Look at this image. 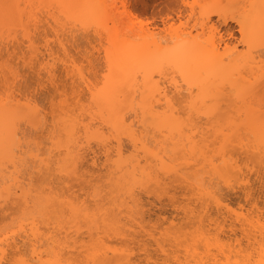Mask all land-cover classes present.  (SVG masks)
Wrapping results in <instances>:
<instances>
[{"label":"bare ground","instance_id":"1","mask_svg":"<svg viewBox=\"0 0 264 264\" xmlns=\"http://www.w3.org/2000/svg\"><path fill=\"white\" fill-rule=\"evenodd\" d=\"M45 1H47L48 3H46ZM240 1L243 2V4L242 3L241 4L245 8V9H243V11L245 10V14L243 13V14H240L238 16V23H239L240 29L242 30V32L244 34V35L242 34L243 38L241 40L242 41L241 43L245 44V47H238L237 44H230L229 41L228 42L227 41H225V42L217 41L215 39V36H214V34H216L215 33L216 27L213 25L210 26L211 34H213V36L211 35V38L207 39L206 41H204L205 40L204 36L203 37L199 36L200 37L199 38L195 35H192L191 31L188 32L189 35L188 34L187 35H184V34L181 35V33H180L181 31L175 30L174 31L175 33L173 35H172L173 32H171V34H170V37H172V38L170 40H168V38H167V42L166 41L163 42L162 39H160V38L158 39L156 31L152 30L149 27H145L142 24V22H139L141 24L139 29H137V30L131 29L130 31H127L126 33H124L125 31H123V33H122V30L120 31V29H118L115 24L111 25L112 27H109L110 25L108 24L107 21L109 19L108 17L110 15L111 11H115V10L119 9L120 6L118 5V2H121V6H123L124 11L127 13L128 17L132 20V14L129 11L128 7L126 6V3L124 0H0V31L2 32L0 34L3 35L9 31L6 34V35H8L7 40L5 41L6 43L3 44L4 48H7L8 50L7 49L6 50L9 51V52H7V54H9V56H10V55H13V53H14V55H16L17 53L18 54L21 53L20 55H18V54L16 55L20 58L23 57L21 59V61L24 60L25 62H28V64L29 63L30 64H32V63L38 64L40 67H42L41 69H45V71H47V74L52 73V71L55 73V71H54L55 66L62 64V67L64 68L63 70L66 71L65 73H67L68 75H71L70 77L73 79L72 82L77 83V87L79 88V89H77L76 85L73 84L74 87H76V88L72 87V89L73 88L76 89V90H74L76 92H77V90L78 91L80 90V92H77L76 95H71L72 97L74 96V98H77L76 100L74 98H72V101L74 100L76 102V103L74 102V105L69 104V103H71L70 101H68L69 97L68 98H66V97L69 96L68 94H71V93L67 94L66 92H64L65 93L64 95H66V97L61 94L62 98L60 99V97H59V99H58V100H61V103L58 102L59 104H57V102L56 103L53 102L52 105H55V104L56 105L54 106L53 110H50L51 111V114H50L51 115L50 116L51 121L50 122H49L50 117L48 116L49 112H46L47 109L43 110V109H41L40 106L39 107L37 106L38 103L34 104L32 101L33 99H31L29 97V95H19L17 93H14V91L7 90V89H6L7 91L4 90L6 92V95H4L5 93H3V92L0 93V206L4 210H8V209L13 208V211H11L12 213H14V211H15L14 208H16L18 210L17 212H21L20 214H22V215H19V217H21V218H19V217H18V219L12 218V221H11L12 225L9 223L10 225L7 224L4 227L1 226V228H0V264H139V262H137L139 258L137 259L136 262L133 258V256H134L133 252H135V251H133V249L134 250L139 249V247L141 249L145 250V254L144 253L143 254L145 256L144 259L146 260V263L141 261L142 264H148L149 261H151L152 256H153V255H151L152 254L151 252L153 251L152 249H154L157 246L158 247L155 248L156 250L154 249L155 252L153 251V253L156 254V255H154L155 259L153 258L154 262H152V263L150 262V264H264V221L261 220V216L259 215V213H260L259 210H261L260 208H262V206L257 208V209H259V210H256L257 212L259 211L258 213L256 212L257 214H255L254 212H253L254 214L253 213L250 214L251 211L246 212L245 210L244 211L246 214H244L242 212L243 210L242 211L240 210L241 212H239V211L236 212V209H234L235 211L232 212V210H230L231 206H229V204H228L229 207L227 209H225L227 202L224 201L225 202V204H224L225 208H222V210H221L222 205L220 204L219 200L221 198L223 199V197L218 194L219 191H213V192H216L215 195L220 196V199L215 198L213 201V203H214L217 199H219L217 201L218 203L215 202V204L217 203V204H219V206L221 205L219 207L221 210V211L219 210L220 213L224 212L223 209H225V210L229 209L230 210L229 214L234 213V215H232V214L229 215L233 219L231 217L228 218L227 213H225V215H227V217L224 216L222 218L221 217L222 213H221V215L219 214L220 215L219 217H221V218H219L218 216L216 218H217V220L221 219L222 221H226V219L227 220L230 219L228 221L230 224L229 227L231 228L232 226H235V228L233 227V228L229 229L227 226V228L230 230V232L225 231V227H226L225 224L228 222H226V223L223 222V225H222L221 220H220L221 222L218 224V228H220V229L224 228V232H225L224 234L225 235H227L226 233H228V232L231 233L232 230L234 232V233L232 232L233 234L238 235V234H236L237 231L235 232L234 230L235 229L238 230L240 228L239 230L241 232L239 233V230H238V233L241 236L244 235L245 238L247 237L246 241H247V239L249 241L246 243L247 247H245V245H242V243H241L242 239L240 240V238H239L240 235H238L237 240L236 239L233 240V241L236 240L239 243L237 245V248H235L234 246H232L233 242L231 243V240H230L231 238L233 239V236H232L233 234L232 235L228 234L226 236V238L225 237L222 238V236L220 237V235L223 233L221 231L222 229L219 230L220 232H222L219 236L217 234V232L219 233L218 229L212 230L215 232L217 231L216 233L213 232L217 235L210 232L211 231L209 228L210 223L208 225V223H206V222H209V219L212 220L210 222H212V223L215 222L213 220L215 215L213 218H211L212 216L210 217L211 214H209L211 212H209V210H208V212H209V213L207 212L209 214V219H208V218H206V215L208 217V214L205 215L204 212H202L204 209L200 210L201 213H199V216H200V214L203 213L205 215L204 216L202 214L203 218L205 217L207 219V220H205V218L203 219L200 216L203 219V221L204 220L206 221L205 222V225L207 224L206 227L209 226L208 227L209 229L208 228L206 229L205 226H203L204 222L197 215L198 213L196 214L197 211H195V213H194V210H197L198 208L196 207L197 209H195L193 206H191V208L194 209L193 210L191 208H188L190 206L189 205L187 207L188 210H185L186 212H183L184 215L186 214L187 217L191 219V217H189V214L192 213V215L190 214L192 216L191 221H196V220L198 221L200 218L201 220L198 222H201L200 224L203 226V228H202V226L200 227V225H197L196 228H194V230L191 228L193 231L190 229L192 232L190 231V234L188 235L187 234L188 232L187 231L184 232V230L182 229V227H184L183 225L180 224V227H181L180 228V227H178L179 225L178 226L174 225L175 221H172L173 219H171L170 222L172 224L170 223V226L173 225L174 227L173 226L171 228L167 227L165 229V231H167L169 234L171 233L170 236L168 237L167 235H169V234L167 232H165L163 230L161 232V230H160L159 232L161 233L160 234L161 236L159 235L158 238L164 237V241L167 239H170V238H171V240L173 239L174 241H171V240L168 241L167 240L166 243L167 242L168 243L171 242V243L167 244L169 246H165V247L174 248V250L170 249V248H167V250H166V248L164 247V244L166 245V243L165 242L163 243V241H162L163 239L159 240L156 238L157 236H155L156 239H154L155 234H152L154 232L150 231L151 230L150 228L143 225V223H145L143 220H140V221H142V223L140 221L138 222V217L133 215L138 210L137 209H136V211L133 210L134 207L132 206L133 203L135 206L137 204L136 200H137V197H139V196H137L138 193L136 194L135 189H137L139 186H140L141 190H142V188L144 190V187H145V191H146V188H148L147 186L149 184H151V183H149L150 180H151L152 184L154 185V186L151 185V186H153V188H155V186H156L155 183L158 184V186L161 185V183H162V185L164 186L165 181H163V180L165 178L163 180H162V177L160 178L161 173H164L163 175H166L167 173L168 174L173 173L174 175L177 174L176 175L177 177L179 174H180L179 176H181L182 173H183L182 174L183 176H186V174H187V177H185V178L183 176H181V180H184V182H185V180H187L188 176L192 175L191 173H190L191 175L187 173L190 171L188 169H191L193 171L192 173L195 172L196 175H198V176L202 172V176L201 175L200 176L203 179L201 177L199 179H197L196 178L197 176H195V178L197 180H200L197 182V180L193 176L195 174L194 173L192 175L193 178L189 177L191 179H190V181L187 180L188 182H186L185 185H188L187 183H189V182L192 183V181H193L192 179H194V180H196V182L193 181V183H192L193 185L191 184V186L195 187V185H196L195 188L198 190L197 187H199L201 191H202L201 188L203 186V192H204V190H205L204 187L206 188V185L208 187V184L211 183V184H209L210 185L209 188L211 187V185H213L212 181L210 180L211 179L210 177L213 178V176H215V173L217 175L218 170L220 173H222L223 171L221 169H223L224 166L227 167L226 168L227 170H228V167L231 166L230 169L234 168L235 170H237L239 168L240 170H237V171L242 172L241 171L243 168L242 165H240L242 167L241 168V167H238L239 165L236 164L238 168L237 169L235 168L236 165H233V163L235 164L236 163L235 161L237 159L234 156H232V154H230V150H228L226 148L229 144L232 145V142L234 141L233 139H232L233 141H231V139L229 138L231 142L228 143L229 139H227V138L230 136L228 135V133H227L228 130L226 131V129H234L236 126H238L237 124L240 120L238 121L237 119H240L242 116L246 118L245 119L242 117L243 121L245 119V121H244L245 126L243 125L244 123H242V121H240L242 123L241 126L239 125L238 127H236V129H234V132L236 133L237 129H238L237 133L239 131H241V130H239V127L241 129L242 126H243L242 128L252 129L253 131H251V130L249 131L248 129L247 130L249 131V133L251 135H252L251 132H253V137L257 136L256 138L254 137L256 139V145H255V139H253L254 140V142H253L254 147L256 146L257 149L264 150L261 147V146L264 147V123H262V122H264V119L262 118V117H264V111H263L264 109H261V107L259 105H257L256 108H254V105L258 104V102L261 101L260 100L261 99L260 94L263 93L262 91L264 90V66L262 63V62H264V53L261 50L264 47V45H263L264 40L260 41V39H262L261 37H264V0H240ZM22 2L25 3V5H26L25 8H27L28 6L31 7V9H29L31 11L30 18L33 21L35 20L34 25L38 26V28L37 27L35 28L34 32L37 31L36 29H39V24L37 22L39 20H38V18H36L37 17L35 15L36 12L34 11V8L32 6L40 4L39 7L42 8L41 4H44L45 9L43 7V9H40V10H44L45 15H47L46 14V11H47L48 15L51 18H53V20H52L49 17V19L53 22H50L49 20H48V22L50 24L51 23L55 24L54 26H53V24H51V26H53V27L50 29H53L54 33L52 34V36L55 35L57 37V39H58L57 41L59 43V46H61V48H63V50H64V53L62 55L63 57H61V54H60V56H58V54H57L58 52L57 51H56L57 53L54 52L52 47H51L52 49L49 48L50 50H48V53L44 52L47 55L40 52L43 54L42 58L41 57L37 58L36 61H35V58L39 57V56H35V58L33 55L32 56L29 55V57L25 56L26 55L25 51H27L28 49H30L32 47L35 48V45H34L35 40L33 39V37H34L33 33L34 32L32 31L31 28H30L31 30L30 29H24L25 31L23 30L24 36L26 37V40H22L23 42L20 40L22 43L17 41L18 46H16L15 43L14 44L12 43L13 45H15V47L12 46L13 48H15V49H13L15 51L11 52V50H9V49H12L9 46V44L11 43V41H13V37H14L13 36V37H11V39H9L11 36V29H12L11 25H17V26L18 25H22V26L24 25L23 15H24V12L26 11V9L22 8V6H21ZM34 3H37V4H34ZM32 8H33V10H32ZM56 8H57V12H59L58 15H57V12H55V10H53ZM32 11H34V12H32ZM240 12H241V10H240ZM221 13H223V12H221ZM34 15H35V18H34ZM47 18L48 17H46V19ZM206 18H209V17L206 16ZM69 22H71V23H69ZM73 22L75 24L72 25V27L69 26L70 28H68L67 24L69 23V25H70ZM76 23L77 24L79 23L80 25H82V30L85 29L86 32L89 31V29H88L89 26L90 27L93 26L92 29L95 30V34H97V37L100 39L99 44H101L102 47H103V43H104V42L102 43V41L104 38H105L104 40H106L108 43L106 46L103 47V50H101L102 47H99L96 44L94 45L91 42L94 45L93 46L94 49L97 48L98 52H101V51L103 52L102 58L104 59V66H105L104 68L106 69V71L104 69L105 73L101 74L103 76V79L101 82L94 83L93 82L94 80L91 81L90 78H88V76H86L85 72L82 70L83 67H81V65L78 64L77 61L75 62L74 58L73 59L71 58L72 57L71 54L69 56L70 52H67L68 46L65 45L64 39L66 40V38H69L68 37L69 35L70 36L75 35V31H77V29H73V28L77 26ZM47 25H49V24L47 23ZM78 29H81V28H78ZM92 29H90V32L94 31ZM15 30H16L15 32H17L18 29H15ZM23 31L21 33H23ZM178 31L180 34L178 33ZM15 32L13 34L17 35V34H15ZM51 32H52V30H51ZM76 33H78V32H76ZM2 35H0V36H2ZM86 35H89V33H87ZM49 36H48V38H49ZM258 36H261V37H259L260 39L258 38V40H257L256 37H258ZM3 37L4 36H2V38ZM202 38H203V40H202ZM255 39H256V41H255ZM2 40L3 39H1L0 42H3ZM257 41H259V43ZM260 42H261L262 48H261V46L257 45V44H260ZM47 43L50 44V42L48 40H47ZM12 44H10V45H12ZM24 44H26V46H28L27 50L24 49L25 51L23 50V48H21L22 45L24 46ZM255 45L258 46V49H260V51H262V53H260V51L257 49V47ZM65 46H67V47H65ZM16 47H20L21 50L19 49L18 50L19 52H18L16 50ZM49 47H50V45H49ZM1 49H3V47L1 48V46H0V52H2ZM32 49H30V52ZM38 49H40V48H38ZM34 50H36V49H34ZM51 50H53V51H51ZM39 51H41V50H39ZM68 51H69V48H68ZM89 52H91V51H89ZM94 53L95 52L92 51L91 54H89L87 57L89 58L90 56H94L93 55ZM54 54H56V55H54ZM99 54H101V53H99ZM2 55L0 57H4ZM36 55H38V54H36ZM98 57L99 56H97V58ZM92 58L91 59L89 58L90 63H93ZM6 62L8 63V61H6ZM59 62H61V64H58ZM260 62L262 65L260 64ZM9 64H11V62ZM56 64H58V65H56ZM11 66L13 69H16L15 67H13L12 64L10 66H8L7 68L10 69ZM9 69H7V70H9ZM13 69H10L9 74L11 72L14 73L16 70H18V69H16L13 71ZM165 70L167 71L166 77L164 76L163 78H165V79H163L160 76L161 75L163 76V74H165L164 73ZM5 71H3L4 74H6ZM157 72H158V74H157ZM7 73H8V71H7ZM18 73H19V71H18ZM18 73L16 71L14 76L12 77V75H11L10 77H12V79L15 78L16 76L18 77V75H16ZM170 73H172L171 76H169ZM4 74H3V76H5ZM159 74H160V76H158V77H160V78L155 77V75L157 76ZM17 77H16V79H17ZM4 78H6V76ZM48 78H49V76H48ZM5 80H8V79H4V81ZM49 80L51 81V79H49ZM52 80H53V78H52ZM100 80L101 79H98L96 81H100ZM0 81H3V80L1 79ZM12 81L13 80H11V82L9 81L11 83V85H12ZM53 81H52V83L55 82V81L54 82ZM4 83H6V81ZM13 83H14V81H13ZM8 85H10V84L8 83ZM3 86H5V85H3ZM9 87L10 86H8V88ZM11 87H13V86H11ZM8 91H11V92H8ZM18 93H20V92H18ZM23 93H25V92H23ZM65 98H66L65 101L67 103L64 101ZM62 99L64 102L62 101ZM85 99H86V102H85ZM223 102L227 104L226 110H225V108H224V110L220 109L222 107V105H224ZM51 103H50V105H51ZM221 103H222V105H221ZM238 103H239L240 107L245 106V109L242 108L243 115L241 114L242 111H241L240 107L238 108L237 105L236 106H237L238 110L236 109V112H235L236 107L234 109H232L233 111L228 110V109H230L228 107H231L228 105H235ZM254 103H256V104H254ZM251 104H253V105H251ZM232 107H234V106H232ZM179 108L181 110L183 108V111H179ZM260 109H261V111H260ZM223 111L226 114H229V111H230V114H229L230 117L232 116V112H234L233 114H235V117L233 116L235 118V119L233 118L234 120L230 117H227L228 115L226 117L224 116V118H227L226 121H228V123L225 121L226 122L225 123L226 125L224 124L225 126L222 125L225 129L217 126L219 129L215 128L217 131L214 130L215 133H218V134H220L222 131H224L220 134L221 136L218 135V136H216V138L219 136L221 138V137H223L222 135H225L226 137L224 136L225 138L224 137L223 138L225 140H227V143H225L224 139H223V141H224L223 142L222 138H221V141H222L221 144L223 145V147H221L220 144H219V146L221 147L220 149L219 148L214 149L215 148L214 147L213 151L214 150L216 151V152L214 151V154L212 153L213 151L211 150V148H212L211 147L210 150L212 152H210L209 155H207V153L209 152V150L207 149L209 141H207V143H206V141L203 140L205 134L202 135L203 136L202 141H204L206 144L203 143L204 145L201 146L200 145V144H202L201 139L199 138L197 140V138L196 139L194 138L195 135H197L199 133L198 132L199 129H200V131H202L201 130L202 127L199 128L202 125H199V123L197 125L196 123L198 121L196 122V120L194 123L193 117L194 116L198 117L199 114L201 117L203 114L206 118H208V120H210V122L216 117L218 118V121H220L219 119H221V118H219L217 115L219 113H221L222 115H226L223 113ZM225 111H227L228 113ZM180 112H181V115L183 114L182 116H180V114H179ZM182 112H184V113H182ZM185 112H187V114ZM129 113H132V114L129 115ZM196 114H198V115H196ZM187 115L191 116V117L187 118L189 120L186 119ZM183 116H186V117H183ZM236 116L240 117V118H237ZM180 117L185 118L187 122L184 121L185 119L181 120ZM231 119L233 120L232 122H234V123H232L230 125V127L228 128L229 124L231 123V122H229V121H231ZM251 119H252V121H251ZM20 120H26L27 122H29L31 124L30 127L32 126V128L34 129L33 130L34 133L38 134L39 139L36 138V141H32L30 138L33 137V139H35L34 136H28V132L26 133V131H24V130L22 131V129L20 130V128H19L20 124L18 126V122H20ZM182 121H184V122H182ZM190 121H192V122H190ZM235 121H238V122L235 123ZM185 123H187V125L190 126V128ZM191 123H192V125H193V123L196 124V126H191L190 125ZM219 124H221V123H219ZM216 125H218V124H216ZM234 125H235V127H234ZM150 126H152L153 129H149ZM184 126H185V128H183ZM226 126H227V128H226ZM194 127H196V128L194 129ZM211 127H213V126H211ZM187 128L192 130V132L191 133H185V136H184L183 131ZM148 129H149V132H151L153 130L152 132L157 133L156 135L160 134L159 138L160 137L161 138L160 139L157 138L158 136L154 137L156 135H154V133L151 132L152 137H151V139H148V136L151 134V133H149V135H148ZM154 130L155 131L158 130V132H155ZM187 130H185V131H187ZM196 130L198 133L196 132ZM20 131L23 133H21ZM46 131L48 133V139H50V143H51V146L47 148L48 150L43 149L44 146L43 147L41 146V144L43 145V141H44L42 139L45 137H46L45 139H47V136L43 135V134H45ZM159 131L163 132L164 135L161 136L162 133H160ZM164 131L166 132V135H165ZM193 132H195L197 134H195ZM203 132H204V130H203ZM213 133H211V134H213ZM224 133H226L227 135ZM230 133H231V131H230ZM20 134H22V135H20ZM29 134H30V132H29ZM242 134H243V132H242ZM42 135H43V138L40 139V137ZM167 135H170L169 138L171 140H173L172 142L169 140V138L166 139ZM176 135H179V136H176ZM236 135L238 136V134H236ZM199 136H201V135H199ZM234 136H235V134H234ZM243 136H245V135H243ZM28 137H30V138L28 139ZM123 137H126L127 139L130 140L129 142L132 145L131 147H133V148H131L130 145L127 148H131L130 149V152L132 150L131 153L124 151V148L126 146L125 147L123 146V142H122V141H124L122 139ZM178 137H179V139L177 141L176 138H178ZM210 137H212V135ZM153 138H155V139L152 140ZM161 139L162 140L164 139V142ZM148 140H151V143ZM165 140L169 141L171 143L178 142L176 144L178 147L174 143H173L174 146L171 143L167 144V142ZM199 140H200V142H199L200 144L198 143ZM206 140H207V138H206ZM243 141H244V139L242 138L241 140L239 139V142H238V143L241 142L239 145L242 148L244 147V145L247 146V144H245V143H249V142H245V141H244L245 142L244 143ZM246 141H248V140H246ZM154 142L156 143V145L159 144L158 147L156 145H154L157 147L156 151L159 152L162 150L164 152L163 153L161 151L163 153V155L160 152L158 154V152H156L154 150L156 147L154 148L153 145H152V147H150V145L148 144V143L155 144ZM217 142H219V141H217ZM258 142H260L261 146L258 144ZM93 143L98 148H95L94 147L95 145ZM164 143L167 144L166 145L167 148L172 145L168 149L169 154H172V153H170V151L175 153L174 155L172 154V158L169 155V159L170 158L173 159L174 156L176 155V153H179L180 151L183 150L184 153L182 152L183 153V154H181L182 156L180 157V154H178V156L181 159H183L182 163L184 164V167L187 168L185 171L188 170L186 173L183 172L184 170L181 167L180 163H179V167L177 164L178 162L176 163L177 166H176V164H174L172 166V164L175 163L176 158L174 160H172V162H170L171 159L170 160L165 159L166 156L164 154L166 153V155L168 156V152H165L167 150H164V148L166 149V146ZM210 143H212V142H210ZM233 143H235V142H233ZM211 145L213 146V144H211ZM257 145L260 146V148H262V149H260ZM180 146H182V147L180 148ZM236 146H238V145H236ZM172 147H173V149H172ZM176 147L178 150L180 149V151L177 150V152H176V150H174ZM254 147L252 146L251 149L253 150ZM158 148H159V150H158ZM161 148H163V149H161ZM225 148L229 151L228 155H230L229 156L230 159H229L228 155H226L228 151ZM229 148L231 149V147H229ZM251 149L250 148L247 149L248 152H251L252 151ZM245 150H244V152H245ZM255 150H256V148H255ZM185 151L188 154H186ZM218 151H219V153L224 152L223 154L226 155L227 157H225L221 153L225 158V159H223V156L221 157V154L217 153ZM99 152H102L105 155L104 161H102V162H99V159H100V155H98ZM259 152L257 153V150H256V153L254 151H252L251 153L253 154L252 155L253 157L254 156L256 157V155L259 154ZM124 153H126L127 156ZM198 153L200 155H197ZM254 153H255V155H254ZM215 154L217 155V157ZM218 154L220 156V159L217 161L216 159L219 158ZM261 154H264V151ZM261 154L259 156H262V158L260 157L259 159L264 161V155H261ZM149 155H150V159L152 160V162H150L151 160L149 159ZM151 155L153 156V158ZM210 155H212V156H210ZM248 155H250V154H247V156ZM140 156H142L143 158H140ZM178 156H177V158H178ZM196 156L197 157L201 156V157L197 158ZM213 156L216 157V159H214ZM231 156H232V158L234 157L236 160L235 161L232 160L231 162H229L231 160ZM182 157H184V158H182ZM207 157H209L208 160H207ZM210 157L213 159H211ZM28 158H30V161L32 160L33 163L34 162L35 163L32 165L30 163H28L29 162ZM163 159H165V160L163 161ZM221 159H223V160H221ZM228 159H229V161H228ZM253 159L252 160L255 163H256V161H258L257 160L258 158H256V159L253 158ZM143 160L145 161V164H142ZM153 160L154 161L157 160V161L154 162ZM176 160L178 161V159H176ZM215 160L217 161L216 164L222 161L220 163L222 166L217 164L218 167L219 166L222 167L221 169H219L217 167V165L215 164ZM165 161H167L168 163ZM224 161H225V163H224ZM157 162H160V164L162 162H164L165 164L162 163L161 164L162 167H161L160 164ZM152 163L157 164V168H156V165L155 164L152 165ZM222 163H224V164H222ZM27 164H29V165L27 166ZM100 164H101V166L104 165L105 168H107L106 169L107 170L106 176H107V179L109 182V184H107V186L111 185L110 188L112 189V191L111 190L109 191V194L111 192L114 196L112 198L116 199V200L112 199L111 196H109L110 197L109 201H111V203H113L112 201H114V203H113L115 205L114 207L117 206L118 209L116 207L115 209L109 210V208H112V207H111V205H108L107 206L108 209L104 210L106 206H104L105 203H102V204H104L103 205L104 211L102 210V207H101L102 205L100 204L99 209L102 210V212L99 213L98 211H94L93 208L91 210L90 207H92V206H91V204L89 205V203L87 202L88 201L87 199L90 198L89 196L93 195L94 193L93 194L91 193V195H89L90 194L89 193L88 194L89 196L87 195L88 198L86 196L79 195V194L75 195L72 193V191H71V193H68L67 191H69V190H67L66 192H63V193H58L56 191V189H54L55 186L50 181L47 182L48 186L44 187L42 189L40 188V186H37L34 182L38 176L41 177V175H42V177H43V176L47 175V177L45 178V179H47L50 176H54V177L57 176V173L59 174V176H57L56 178H59V177L62 178L64 176V174H65V177L67 176L66 178H68V176H71L72 173L75 175L77 174V178L82 177L85 175L86 172L82 171L83 173H81L80 169H82V168L84 169L85 165H87V166H90L89 169L87 170L90 172V174L85 175L84 179L86 181H89L91 183V186H92L94 183V182L92 183V180H95L98 177V176L94 177L95 173H98V171H100V169H101L100 167H98ZM170 164L172 167L168 166ZM260 164L258 162L257 165H260ZM262 164L264 165V163H262ZM149 165H150V168L154 166L153 168L157 169V172L159 171V169L162 170L163 167H165L164 168L165 171H164V169L162 171L160 170L159 171L160 175H159L156 172V170L152 169L153 171H151L149 168ZM207 165H210L211 167L208 168ZM257 165H255V166H257ZM29 166L30 167L32 166V167H31V169L28 170ZM232 166H234V167H232ZM261 166H260V168H261ZM25 167L27 168V171H25L26 170ZM179 168L181 170H178ZM206 168L208 170H206ZM217 168H218V170H217ZM248 168H250V167L248 166ZM176 169L178 170L177 172H175ZM209 169H210V173L213 175H211V174L209 175ZM213 169H214V171L216 170L217 172L215 171V173H212ZM230 169H229V171H225L223 173L228 174L231 171ZM234 169H233V171L235 172ZM263 169H264V167H263ZM167 170L169 172H166ZM171 170H172V172H171ZM223 170H225V168ZM149 171H151V172H149ZM237 171H236V173H237ZM247 171H250V170H247ZM263 171H262V173L264 174ZM78 172H80V173H78ZM152 172H154V173H152ZM178 172H181V173H178ZM205 172H207L206 175H208V178H207V176L206 177L203 176L205 174ZM231 172L226 176H224L223 173H222V176L218 174V176L220 178L223 177L221 179H223L224 182L227 181L225 179V177L228 178L229 182L226 183V185L231 183L230 180H232V179L229 180V178L234 176V174L236 175V173H234V172L231 173ZM243 173H245V171L242 172V177H241L242 180L240 179L241 181H239L240 185L243 183L242 182L243 176H244ZM249 173L250 172L246 173L245 176H247V174H249ZM155 174H156V177L152 176ZM157 174L159 175L158 177H157ZM238 174H237V176L241 175V173H238ZM167 176L169 177V175H166V178H167ZM260 176L264 177L262 174ZM163 177H165V176H163ZM177 177H175V178H177ZM182 177L184 179H182ZM204 177L209 180V182H207V184H206V182L204 183V181H208V180H205ZM66 178L63 181H66L67 180ZM159 178H160V180H159ZM214 178H216V177H214ZM236 178H238V177H236ZM249 178L250 177L248 175V177H246L247 180L245 179L246 181H244L245 183H243L242 185L245 186L247 181L250 184ZM177 179H180V177ZM152 180L154 181V183ZM214 180H213V182H214ZM259 180H260V178H259ZM160 181H162V182H160ZM171 181H173V180L171 179ZM220 181H221L220 183H222V180H220ZM233 181H234V179H233ZM181 182H183V181H180V183ZM184 182L182 184H184ZM168 183H169V181H168ZM168 183L167 182L165 183L167 185L166 187H168ZM190 183H189L188 187H190ZM258 183H261V186L263 184L262 182H258ZM203 184H206V185H203ZM231 184H229V185L231 186ZM252 185L253 184H250V186H252ZM142 186H144V187H142ZM151 186H149V188H151ZM158 186H156V187H158ZM213 186H215V184ZM213 186L211 188H213ZM232 186H234V185H232ZM193 187L191 188L192 191H194V190L196 191V189H194ZM227 187H229V186H227ZM259 187H257V188H259ZM262 187H261L262 190H264V186H262ZM185 188H187V187H185ZM215 188H216V186H215ZM247 188L245 190H247ZM254 188H255V185H254ZM69 189H71V188H69ZM98 189H96L97 192L100 191L102 193L103 189L105 190V186H103V189H102V187L100 190H98ZM164 189H166V188L163 187V190ZM244 189H242V190H244ZM106 190H107V188H106ZM200 190H198L197 193L195 192V194L198 195L196 197H199V194H201ZM214 190H217V188ZM250 190H252V192H253V188L251 189L249 187L248 192H246V194L244 195L245 197H247V199H250L252 196L254 197V195L251 192H249ZM210 191H211V189H210ZM94 192H95V190H94ZM205 192H207V191H205ZM260 192L258 191V193H260ZM101 193L100 194H94L93 195V196H95L94 198H97L99 195H101V197L100 196L99 197L102 198ZM116 193L119 195L123 194L124 196L123 197L118 196ZM125 193L129 197H125L126 196ZM204 193L200 195V197H202V198L199 197V199H203L204 196L206 198L207 193L205 195H204ZM243 193H245V192H243ZM44 194L46 195L45 196V198L47 199L46 201L48 202V205L51 208V210H53V212H56V210L57 211L61 210L60 212L62 213V215L63 216L66 215V218H67V216L69 218L68 220L67 219L62 220L61 218H63V217L60 216L61 217L60 218L58 216V218L61 219L62 223H61V221H59L60 219L57 221L58 223H56V221H53L54 224L56 223L57 225H55V226L52 225L53 227H51V228L48 226V228L46 227V230H44L45 228L43 229L42 223L40 225V221L38 220L39 216L38 217L36 216L37 215L36 213L38 211L34 210V209H36L34 207H35L37 201L39 200V198L41 196H42L41 199L45 200V198H43ZM250 194H251V197H249ZM260 194H262V193H260ZM263 194H264V192H263ZM106 195L108 196V192H106ZM107 196H106V198H107ZM208 196H209V193H208ZM211 196L212 195H210L209 197H211ZM217 196L213 195V197H211V199L214 197H217ZM119 197L123 198V199L125 197L124 200L121 199V200H123V202L117 200V199H119ZM126 198H128V200L130 198V202ZM131 198H132V200H131ZM257 198H258V196H257ZM103 199H105V198H103ZM101 201H103V200H101ZM115 201H117V202H115ZM254 201L257 202V200H255V199H254ZM254 201H252V202L255 205L256 203ZM209 202H211V201L209 200ZM97 203H99V202H97ZM117 203H119L121 205H119ZM201 203L202 202L200 201V204ZM206 203H207V201L205 202V205H206V208H208V206H210V205H207L208 203L207 204ZM122 205L124 206V208L125 207L126 208L125 209L121 208ZM138 205H139V203H138ZM203 205L204 204H201L202 208H203ZM186 206L185 207L183 206L184 209H186ZM215 206L217 207L218 205H215ZM252 206H253V204H252ZM256 206L258 207V205H256ZM49 207H48V211L51 213V210H49ZM253 207L251 208L252 210L255 209ZM89 209L91 211H89ZM190 209L192 210V212H189V214H188L187 211H190ZM33 210L37 211V212L34 214ZM262 212H264L263 209H262L261 213ZM138 213H136V214L138 215ZM121 214L123 216H121ZM140 215H142L143 217L141 216L139 218L144 219V215L143 214H140ZM223 215H224V213H223ZM8 216L9 215H7L6 217H8ZM196 217H197V219H195ZM263 217H262V219H263ZM58 218H56V219H58ZM81 219L88 226V229H87L88 234L86 233V235H84V237L85 236L88 237L87 239H85L83 237V233H80L81 235L79 233L76 234L77 232H79L82 224L84 223L83 221H82L83 223H81ZM125 219H126V221H123ZM66 220H67V222H64ZM51 222H52V220H51ZM198 222H195V223L197 224ZM202 222H203V224H202ZM188 223H190V221ZM212 223H211V227L213 225ZM216 223H218V221ZM216 223H214V225H213V227L215 226V228H217ZM136 224H139V225H137L138 229L134 227V225H136ZM192 224H194V222H192ZM41 226H42L43 230L41 229ZM192 226H190V227H192ZM175 227H176V229H175ZM71 228L72 229L74 228V229L72 230ZM146 228H148V229H146ZM172 228H174L176 230V232L174 229L172 231L171 230ZM198 228H200V231H198L199 230ZM92 229H94V230L96 229V230L94 231ZM177 229H178V231L180 230L179 231L180 233L177 231ZM205 230H207V232ZM195 231L196 232L198 231L197 233L199 235L196 234ZM208 231H209V233H208ZM85 232H84V234H85ZM149 232H151V233H149ZM194 232H195V234H194ZM175 233L178 235H176ZM191 233H193V235ZM203 233L204 234L205 233L210 234L213 241L211 238H209L210 237L209 235H208L209 237L208 236L207 237L209 239H211L212 242L210 240L208 241L207 237L203 236L204 235ZM162 234H164V236ZM172 234H173V236H172ZM180 234H182V235H180ZM200 235L203 238L202 237L200 238ZM212 235H215L218 237L217 238L214 236L212 237ZM80 236H82V237H80ZM146 236H147V238L149 236H151L152 238L151 237L150 238L153 239V241L157 240V241H155V244L157 246L153 247L152 249L150 248L152 251L150 249H148V247H150L154 243L151 244L153 241L149 242L150 238H148V243L151 245H149L147 243L148 247H146V239H145ZM176 236H179V237L182 236V237H180L182 239V241L178 240L180 238L176 237ZM185 236L187 238L189 237L190 240L195 239L197 243L194 240L190 241L186 238H184L185 241H183L184 240L183 237H185ZM106 237H107V239L110 237L112 240H117V239L119 241L122 240L126 244L125 246L128 245L127 243H130L129 244L130 248H128V247L125 248L124 246L119 247V249L117 248V246L111 247V246H113V245H111V246L109 245V241H111V240L108 239V241H107L108 243H107ZM195 237L197 239L200 238L201 242L199 241L200 239L198 240L199 241L198 242ZM227 237L230 240L229 242L227 240ZM204 238H206V239L204 240ZM234 238H235V236H234ZM202 240H204V242ZM122 241H120V242H122ZM161 241H162V243H161ZM188 241L194 242V243L188 244L189 243ZM132 243H133V245L135 244L138 247L134 248L133 245L131 246ZM198 243H202L204 245L205 250L202 248L203 247L202 244H201L202 246L199 245L201 248H198V246H197ZM204 243H206V245ZM234 243L235 244H233V245L236 246L237 242H234ZM22 244H28V246H30V249H29L30 252H28L29 254L28 253L24 254V250H22V247H21ZM171 245H172V247H171ZM181 246L183 247V251L180 250ZM241 246L243 248H241ZM121 248H123V249H121ZM141 249H139V250H141ZM175 249H177V250H175ZM214 249H216L215 252H214ZM144 250H143V252H144ZM149 250L151 252H149ZM171 250H173V252ZM178 250H180V251L178 252ZM156 251H157V253L159 251L161 256L159 254H157ZM23 254L26 255V257H24ZM157 255H159V257L161 258L160 261H158L159 259L156 261ZM138 256H141V255H138ZM134 257H136V254Z\"/></svg>","mask_w":264,"mask_h":264},{"label":"rangeland","instance_id":"2","mask_svg":"<svg viewBox=\"0 0 264 264\" xmlns=\"http://www.w3.org/2000/svg\"><path fill=\"white\" fill-rule=\"evenodd\" d=\"M125 1V3H126V6L128 7V9H129V11L131 12V14H132V20L128 17V15H127V13L124 11V8H123V6H121V2H118V5L120 6L119 7V9L118 10H115V11H111V13H110V15H109V19H108V24L110 25H108L109 27H112L111 25H113V24H115L116 26H117V28L118 29H120V31L122 30V33H123V31H125L124 33H126L127 31H130L131 29L132 30H137V29H139V27H140V23L139 22H142V24L145 26V27H149V28H151L152 30H154V31H156L157 32V37H158V39L160 38V39H162L163 40V42L164 41H166L167 42V38H168V40H170L172 37H170V34H171V32H173L172 33V35L175 33L174 31L175 30H179V31H181L180 33H181V35L182 34H184V35H187L188 34V32L189 31H191L192 32V35H195V36H197V37H199V36H204L205 38V40L204 41H206L207 39H209V38H211V35L213 36V34H211V30H210V26L211 25H213V26H215L216 27V34H214V36H215V39L217 40V41H221V42H225V41H229V43L230 44H237L238 45V47H245V44H243V43H241L242 41V38H243V32H242V30L240 29V26H239V23H238V16L240 15V14H245V10L243 11V9H245L244 8V6L242 5L243 4V2L242 1H240V0H124ZM240 1V2H239ZM46 3H48L47 1H45ZM24 2H22V8H25V3L23 4ZM242 3V4H241ZM34 4H37V3H34ZM42 5V8H40L39 6H40V4H37V5H35V6H32L33 8H34V11L36 12V18H38V20L39 21H37L38 22V24H39V29H36L37 31L36 32H34V30H35V28L37 27L38 28V26H36V25H34L35 23H34V21L30 18V13H31V11L29 10V9H31V7L30 6H28L27 8H25L26 9V11L24 12V15H23V23H24V25L22 26V25H11V36H10V38L9 39H11V37H13V41H11V43L10 44H16V46H18V42H21L22 40H26V37L24 36V29H32V31L34 32L33 33V39L35 40L34 42V45H35V48L34 47H32V48H30V49H32L31 50V52H30V49H28V46H26V44H24V46L22 45V47L21 48H23V50L25 49V50H27V51H25L26 52V55L25 56H28L29 57V55H33L34 56V58H35V56H39V57H36L35 58V61H36V59L37 58H42V55L43 54H46V53H48V50H50L49 48H53V50H54V52H56L57 54H58V56H60V54H61V57H63L62 55H63V53H64V50H63V48H61V46H59V43H58V39H57V37L55 36V35H53L52 36V34L54 33L53 32V29H50V28H52L55 24L54 23H51V24H53V26H51V24L48 22V20L50 21V22H53V21H51L50 19H52L53 20V18H51L49 15H48V13H47V11H46V14L47 15H45V11L44 10H40V9H43V7H44V4H41ZM24 6V7H23ZM36 7V8H35ZM243 7V8H242ZM33 8H32V10H33ZM240 8V9H239ZM44 9H45V7H44ZM53 10H55V12H57V8L56 9H53ZM240 10H241V12H240ZM34 11H32V12H34ZM243 11V12H242ZM221 12H223V13H221ZM58 13L59 12H57V15H58ZM35 15H34V18H35ZM206 16L207 17H209V18H206ZM243 16V15H242ZM32 17V16H31ZM46 17H48L47 19H46ZM49 17H50V19H49ZM241 17V16H240ZM41 20V21H40ZM135 21V22H134ZM22 23V24H23ZM47 23L49 24V25H47ZM69 23H71V22H69ZM69 23L67 24L68 26V28H70L69 26H71L72 27V25H74L75 23L73 22L72 24H70L69 25ZM77 24V23H76ZM79 25V26H78ZM13 26V27H12ZM20 26V27H19ZM76 26V25H75ZM115 26V27H116ZM15 27V28H14ZM18 27V28H17ZM74 27V26H73ZM81 28V29H78V28ZM93 28V26L92 27H90L89 26V31H87L86 32V30L85 29H83L82 30V25H80L79 23L77 24V26L76 27H74L73 29H77V31H75V35L74 36H68L69 38H66V40L64 39V43H65V45H67L68 46V48H69V51H68V48H67V52H70L69 53V56H70V54L72 55V59L74 58V60H75V62L77 61V63L78 64H80L81 65V67H83V71L85 72V74H86V76H88V78H90V80L91 81H93L94 83H97V82H101L102 81V79H103V76L101 75V74H104L105 73V71H106V69L104 68L105 66H104V59L102 58L103 57V52L101 51V52H98L97 51V48H93V46L96 44L97 46H99V47H102L101 46V44H99L100 42V39L97 37V34H95V30L94 29H92ZM15 29H18L17 30V32H15L16 30ZM30 29V30H31ZM90 29H92V30H94L93 32L91 31L90 32ZM24 30V31H23ZM51 30H52V32H51ZM23 31V33H21ZM80 31V32H79ZM179 31H178V33H179ZM9 32V31H8ZM7 32V33H8ZM15 32V34H17V35H14L13 33ZM76 32H78V33H76ZM183 32V33H182ZM0 33H2L1 31H0ZM7 33H5V34H0V35H2V36H4L3 38H2V36H0V41H1V39H3L2 41L4 42H0V46H1V48L3 47V49H1V51L2 52H0V56L2 55V56H4V57H0V80L2 79L3 81H4V79H8V80H5L6 81V83H4L3 81H0V93H5L4 95H6V92L4 91V90H11V91H14V93H17V94H19V95H29V97L31 98V99H33L32 101H33V103L34 104H37L38 103V107L40 106L41 107V109H43V110H46V112H49L48 114V116L50 117L51 115V111L50 110H53V108H54V106L56 105H52L53 104V102H57V104H59V103H61V100H58L59 99V97H60V99L62 98V96H61V94L62 95H64L65 93L64 92H66L67 94L68 93H71V94H68L69 96H67L66 97V95H64L66 98H68V101H70L71 103H69V104H71V105H74V100L72 101V98H74V96L72 97L71 95H76L77 94V92H80V90L78 91L77 90V92L76 91H74V90H76V89H74V88H76L77 87V83H73L72 81H73V79L70 77L71 75H68L67 73H65L66 71L65 70H63L64 68L62 67V64H61V62H59L58 64H61V65H58V64H56V65H58V66H55V69H54V71H55V73L52 71V73H48L47 74V71H45V69H41L42 67H40L38 64H34V63H32V64H28V62H25L24 60L23 61H21V59L23 58H20V57H18V56H16V55H14V53H13V55H10L9 56V54H7V52H9V51H7L8 49L7 48H4V45L3 44H5L6 42V40H7V37H8V35H6ZM87 33H89V35H86ZM130 33V32H129ZM179 33V34H180ZM213 33V32H212ZM77 34V35H76ZM243 34V35H242ZM50 35V36H49ZM167 35V36H166ZM169 35V36H168ZM189 35V34H188ZM210 35V36H209ZM48 36H49V38H48ZM55 36V37H54ZM6 37V38H5ZM259 37H261V36H258V37H256L257 38V40H258V38ZM17 38V39H16ZM200 38V37H199ZM262 39H260V41L261 40H264V37H261ZM16 39V40H15ZM105 39V38H104ZM103 39V41H102V43H103V47L104 46H106L108 43H107V41L106 40H104ZM21 40V41H20ZM47 40L50 42V44H48L47 43ZM202 40H203V38H202ZM16 41V42H15ZM18 41V42H17ZM255 41H256V39H255ZM23 42V41H22ZM21 42V43H22ZM94 44H92V43ZM165 42V43H166ZM169 42V41H168ZM258 43H259V41H257ZM263 42V41H262ZM20 43V44H21ZM264 43V42H263ZM9 44V46L12 48V49H9V50H11V52L13 51H15V50H13V49H15V48H13L12 46H14L15 47V45H10ZM58 44V45H57ZM105 44V45H104ZM243 44V45H242ZM256 44V43H255ZM48 45V46H47ZM49 45H50V47H49ZM258 46H261V42H260V44H257ZM257 45H255L256 47H257V49H258V46ZM264 45V44H263ZM67 46H65V47H67ZM103 47H102V49L101 50H103ZM21 48L20 47H16V50L18 51L19 49L21 50ZM38 48H40V49H38ZM51 48V49H52ZM91 48V49H90ZM93 48V49H92ZM261 48H262V46H261ZM7 49V50H6ZM34 49H38L37 51L39 52H37L36 50H34ZM62 49V50H61ZM90 49V50H89ZM256 49V50H257ZM39 50H41V51H39ZM53 50H51V51H53ZM259 51H260V49H258ZM257 50V51H258ZM262 51H263V53H264V47L261 49ZM36 51V52H35ZM63 51V52H62ZM87 51V52H86ZM89 51H94L95 53L93 54L94 56H90L89 58L91 59L92 57L94 58H92V60H93V63H90V59L87 57L89 54H91V52H89ZM262 51H260V53H262ZM19 52V51H18ZM29 54H28V53ZM40 52H42V53H40ZM44 52H46V53H44ZM89 52V53H88ZM2 53V54H1ZM87 53V54H86ZM99 53H101V54H99ZM21 54V53H20ZM20 54H18V55H20ZM36 54H38V55H36ZM40 54V55H39ZM47 55V54H46ZM54 55H56V54H54ZM16 56V57H15ZM22 56V55H21ZM45 56V55H44ZM68 56V57H69ZM97 56H99L98 58H97ZM18 57V58H17ZM96 58V59H95ZM8 59V60H7ZM103 60V61H102ZM6 61H8V63L6 62ZM11 62V64L13 65V67H15L16 69H18V70H16V69H13L12 68V66H11V68L10 69H13V71L14 70H16L17 71V73H18V71H19V73L18 74H16V75H18V77H17V79H16V77L15 78H13L12 79V77L14 76V74H15V72L13 73V72H11L10 74H9V71H10V69L9 68H7L8 66H10L11 64H9ZM24 62V63H23ZM27 63V64H26ZM36 63V62H35ZM90 63V64H89ZM263 63V66H264V62H262ZM34 64V65H33ZM92 64V65H91ZM95 64V65H94ZM260 64H261V62H260ZM8 65V66H7ZM37 67H36V66ZM79 65V66H80ZM91 65V66H90ZM262 65V64H261ZM31 66V67H30ZM33 66V67H32ZM36 67V68H35ZM7 69H9V70H7ZM57 69V70H56ZM104 69H105V71H104ZM6 70V71H5ZM44 70V71H43ZM169 70V69H168ZM2 71V72H1ZM3 71H5L6 72V74H4L3 73ZM7 71H8V73H7ZM170 71V70H169ZM168 71V72H169ZM166 70H165V74H163V76L161 75L160 76V74L159 75H155V77H157V78H160V77H166ZM171 72V71H170ZM46 73V74H45ZM3 74L6 76V78H4L5 76H3ZM157 74H158V72H157ZM169 74V73H168ZM171 74L172 73H170V75L169 76H171ZM12 75V77H10ZM20 75V76H19ZM48 76H49V78H48ZM158 76H160V77H158ZM11 79H10V78ZM51 77V78H50ZM168 77V76H167ZM52 78H53V80L55 81H53L52 80ZM49 79H51V81L49 80ZM98 79H101L100 81H96V80H98ZM163 79H165V78H163ZM11 80H13L14 81V83H13V81H12V85H11ZM16 80V81H15ZM10 81V82H9ZM52 81L54 82V83H52ZM96 81V82H95ZM4 83V84H3ZM8 83L10 84V85H8ZM73 84H75L76 85V87H74V85ZM3 85H5V86H3ZM8 86H10L9 88H8ZM11 86H13V87H11ZM15 86V87H14ZM72 87H74L73 89H72ZM58 88V89H57ZM77 89H79L78 87H77ZM6 90V91H7ZM11 91H8V92H11ZM17 91V92H16ZM62 91V92H61ZM75 93H73V92ZM82 91V90H81ZM84 91V90H83ZM7 92V93H8ZM18 92H20V93H18ZM23 92H25V93H23ZM28 92V93H27ZM263 93H261L259 96H260V102H258V104H256V103H254V104H256V105H254V108H256L257 107V105H259L260 107H261V109H264V90L262 91ZM23 93V94H22ZM2 95V94H1ZM55 97H54V96ZM60 95V96H59ZM33 97V98H32ZM64 98V97H63ZM66 98L64 99V101L66 100ZM57 99V100H56ZM75 100L77 99V98H74ZM52 100V101H51ZM62 101H63V99H62ZM63 101V102H64ZM224 101V100H223ZM52 102V103H51ZM59 102V103H58ZM66 102V101H65ZM85 102H86V99H85ZM227 102V101H226ZM50 103H51V105H50ZM67 103V102H66ZM76 103V102H75ZM223 104L224 105H222V103H221V105H222V107L220 108L221 110H224V108H225V110L227 109V104L226 103H224L223 102ZM226 105V106H225ZM238 106V108L240 107L239 106V103L238 104H235V105H228V106H231V107H228V108H230V109H228V110H232V109H234L235 107V112H236V109H237V106ZM251 105H253V104H251ZM58 106V105H57ZM232 106H234V107H232ZM258 106V107H259ZM263 106V107H262ZM242 108L243 109H245V106L244 107H240V109H241V111H242ZM261 109H260V111H261ZM238 110V109H237ZM179 111H183V108H182V110L179 108ZM185 111V110H184ZM233 111V110H232ZM240 111V112H241ZM264 111V110H263ZM221 112V111H220ZM225 112H227V111H225ZM238 112V111H237ZM182 113H184V112H182ZM186 114H187V112H185ZM219 113V112H218ZM222 113V112H221ZM221 113H219L217 116L219 117V118H221V119H219L220 121H218V118L216 117V118H214L211 122H210V120H208V118H206L203 114H202V116L200 117V114H199V116L198 117H196V116H192L193 117V119H194V123H195V120H196V124L198 125V123H199V125H202V126H200L199 128H201V130L202 131H200V129H199V133L197 132V130H196V132L198 133H195V132H193V133H195V134H197V135H195V139L197 138V140L200 138L201 139V141H202V138H203V136L202 135H204L205 134V136H204V138H203V140H205L206 141V143H207V141H209L208 142V150H209V152L207 153V155H209V153L210 152H212L213 151V148L214 149H220L221 147H223V145L221 144V142L223 141V139L226 137L225 135H222L223 137H221L222 138V141H221V138H220V134L222 133V132H224V131H222L220 134H218V133H215V131H217L215 128H218L217 126H219V127H222L223 129H225L222 125H224L226 122L228 123V121H226V119L227 118H224V116L226 117L227 115V117H230V111H229V114H226V113H224V111H223V113L224 114H226V115H222ZM228 113V112H227ZM234 112H232V116L230 117V118H234L235 117V114H233ZM130 114H132V113H129V115ZM180 114V116H182L181 115V112L179 113ZM185 114V115H186ZM222 116H221V115ZM238 114V113H237ZM242 115H243V111H242V113H241ZM195 115V114H194ZM196 115H198V114H196ZM234 116V117H233ZM239 116V115H238ZM183 117H186V116H183ZM188 117H191V116H188L187 115V117H186V119L188 118ZM237 117V116H236ZM243 117V116H242ZM242 117L240 118V117H237V118H240V119H237L238 121L240 120V121H242V123H244V121H245V117H243V118H245L244 119V121H243V119H242ZM181 118V120L183 119H185V118H182V117H180ZM224 120H223V119ZM263 119H264V117H262ZM186 119L184 120L185 122H187L186 121ZM192 119V120H193ZM207 119V120H206ZM231 119V121H229V122H231L230 124H229V126H228V128L230 127V125L232 124V123H234V122H232L233 120ZM180 120V121H181ZM187 120H189V119H187ZM250 120V119H249ZM262 120V119H261ZM25 121V122H24ZM51 121V117H50V120H49V122ZM184 121H182V122H184ZM209 121V122H208ZM215 121V122H214ZM226 121V122H225ZM238 121H235V123L236 122H238ZM239 121V122H240ZM247 121V120H246ZM251 121H252V119H251ZM263 121V120H262ZM24 122V123H23ZM189 122V121H188ZM190 122H192V121H190ZM213 122V123H212ZM238 122V126L240 125L241 126V122L239 123ZM22 123V124H21ZM193 123V125H192V123L190 124L191 126H196V124H194ZM208 123V124H207ZM219 123H221V124H219ZM262 123H264V122H262ZM19 124H20V126H19ZM184 124V123H183ZM186 125H187V123H185ZM215 124V125H214ZM216 124H218V125H216ZM30 123L29 122H27L26 120H20V122H18V126H19V128H20V130L22 129V131L24 130V131H26V133L28 132V136H34V138L35 139H33V137H28V139L30 138L32 141H36V138H38L39 139V137H38V134L36 133H34V129L32 128V126L30 127ZM221 125V126H220ZM226 125V124H225ZM224 125V126H225ZM236 125V124H235ZM235 125H234V127H235ZM244 126H245V123L243 124ZM23 128H22V127ZM26 126V127H25ZM188 126V125H187ZM211 126H213V127H211ZM238 126H236V127H238ZM189 128H190V126H188ZM236 127L234 128V129H236ZM243 127V126H242ZM241 127V129H240V127H239V130H241L242 132H243V134H242V132L241 131H239L238 133H237V130H236V133L234 132V129H226V131H227V133H228V135L230 136V137H228L227 139H231V141H233V142H235V143H233L232 142V145H228L229 147H231V149L227 146L226 148L228 149V150H230V154H232V156H234L233 158H232V156H231V160L229 161V159H230V155H228L229 154V151L227 152V154L226 155H228V157H229V159H228V161L229 162H231L232 160L233 161H235L236 163L234 164L233 162V165H239L238 167H241L240 165H242V172H244L245 171V173H243V175L245 176V174L246 173H248V172H250L249 174H247V176H243V183H245L244 181H246L247 179H246V177H248V175H249V181H250V184H253L252 186H250V184L248 183V181L246 182V184H245V186L244 185H240V182L239 181H241L242 180V172H238L237 170H240L238 167H237V165H236V169L237 170H235L234 168H232V169H230L231 168V166L230 167H228V170L226 169L227 167L226 166H224V168H225V170H223V169H221L222 167V165L220 164L222 161L221 160H223V159H225L224 158V156L225 157H227L226 155H224L223 153L224 152H221V153H219V151L217 152V153H219V154H221V157L223 156V159H221L220 161L221 162H219V163H217L218 165H221V166H219L218 167V165L216 164V162L220 159V156H219V154H218V156H219V158L218 159H216V157H217V153L215 154L216 155V157H214V159H216L215 160V164L217 165V167L219 168V169H221L223 172H225V171H229V169L232 171H230L231 173H233L234 171H233V169L235 170V172L234 173H236V171H237V173H236V175L234 174V176H232L231 178H229V180L230 179H232V180H230L231 181V183H229V184H231V186L229 185V184H227L226 185V183H228L229 181H228V178H226L225 177V179L227 180L226 182H224V180L223 179H221V178H223V177H219L218 176V174L219 175H221L222 176V173H220L219 172V170H218V168H217V170H218V173H217V175H216V173H215V171H214V169H213V172L212 173H215V176H213V178L212 177H210L211 179V181H212V184L214 185L215 184V186H216V188H217V190H214V189H216L215 188V186H213V185H211V187L213 186V188H209V184H211V183H209L208 184V187H207V182H209V180L208 179H206L205 177L207 176V178H208V175H206V173L207 172H205V174L203 175V176H205L204 177V179L205 180H208V181H204V183L206 182V184H203V185H206V188L204 187V192L205 191H207V192H203V186H202V191L200 190V188L199 187H197L198 188V190H200L199 192L201 193V194H203L204 193V195L206 194L207 196H206V198H205V196H204V198L203 199H199V197H200V195L201 194H199V197H196V196H198L197 194H195V192L197 193V189L195 188L196 187V185H195V187H193V186H191V184L193 183V181H195L196 182V180L197 179H199L201 176H202V172L200 173V175L198 176V175H196V173L194 174V173H192L193 171L191 170V169H188V170H190L189 172H187V171H185L187 168H185L184 167V164L182 163V161H183V159H181L180 157L182 156L181 154H183L184 152H183V150L182 151H180V149L178 150L177 149V143L178 142H176V143H174L177 147L174 149V150H176V152H177V150L178 151H180L179 153H176V155L174 156V158L173 159H171L172 158V154L174 155L175 153H173V152H171L170 150V153H172V154H169V152H168V149L172 146H169L168 148H167V144L168 143H171L173 140H171L169 137H170V135H167V138L166 139H168L169 138V140L171 141V142H169V141H166L167 142V144L166 143H164L165 144V146H166V149L164 148V150H167V151H165V152H168V156L166 155V153L164 154L165 156V159H169V155L171 156V160H170V162H172V160H174L175 158L176 159H178V161L175 159V163H173L172 164V166L174 165V164H176L177 162V164H178V167H179V163L181 164V167L183 168V172H187L188 174H194L193 176H194V178H195V176H197L195 179L196 180H194V179H192L193 181H192V183H190V187H188V185H189V183H187L188 185H185V183L186 182H188L187 180H189L190 181V179L191 178H189V177H192V175L191 176H188V178H187V180H185V182H184V180H181V176H183L182 174H181V176H179L178 175V177L176 176V175H174L173 173H167L166 175H169V177L167 176V178H166V175H163L164 173H161V176H160V178L162 177V180L163 181H165V183L167 182L168 183V181H169V183H168V187L170 188H168V187H166L167 185L164 183V186L162 185V183H161V185H159L158 186V184H156L155 183V185L156 186H158V187H156L155 186V188H153V184H152V182H151V180L149 181V183H151V184H149L147 187L149 188V186H151V185H153V186H151V188H146V191H145V187L144 186H142V187H144V190H143V188H142V190L140 189V186L137 188V189H135V192H136V194L138 193V195L137 196H139V197H137V204H136V206L134 205V203H133V207H134V209L133 210H135L136 211V209L138 210L136 213H138L139 211V213L140 214H143L144 215V219H140L139 217H141L142 215H140L139 213H138V215L135 213V214H133V215H135V216H137L138 217V222L140 221V220H143L145 223H143V225L144 226H147L148 228H150L151 230L150 231H153L154 233H152V234H155L154 235V239H159V240H162L163 241V243L165 242L166 243V241L168 240H171V238L170 239H167V240H165L164 241V237H162V238H158L159 237V235L161 234L159 231L161 230V232H162V230L163 231H165V229L167 228V227H172V226H170V220L171 219H173L172 221H175V224L174 225H179L178 227H180V224L181 225H183L184 227H182V229L184 230V232L185 231H187L186 233L189 235L190 234V231L193 229L194 230V228H196V226L197 225H200V227L202 226L200 223L201 222H198V221H200L202 218H203V216H202V214H200V216L202 217H200L199 216V213H201V211L200 210H203L202 212H204V214L206 215V214H208L209 212H211V213H209V214H211L210 215V217L211 218H213L214 217V215H215V217H214V221L215 222H210V221H212V220H210L209 219V214H208V217H207V215H206V218H208L209 219V222H206L205 220H207L205 217V220L203 221V219H202V221L204 222V224H203V222H202V224H203V226H205V228L207 229L209 226H207L206 227V225H205V222L206 223H208V225H209V223H210V232H215V231H212V230H217L218 229V231L219 230H221L220 228H218V224L222 221L221 219V221L218 219L217 220V216L219 217L220 215H221V213H222V215H221V217L223 218L224 216H226L227 217V215H225V213H227L228 214V218L229 217H231V216H229V215H234V213H230L229 214V212H230V210H232V212L233 211H235L234 209H236V212L237 211H239V212H241L242 210V212L244 213V214H246L245 213V211L247 212V211H251L250 212V214L251 213H255V214H257L259 211H260V213H259V215L261 216V220H263L264 221V212H262L261 213V211H262V209L264 210V194H263V192H264V190H262V186H264L263 184H264V177H261L260 175L262 174L263 176H264V174L262 173V171L264 170L263 169V167H264V165L262 164V163H264V161H262V160H260L259 158L261 157L262 158V156H259L264 150H259V149H257V147L255 146L254 147V140L253 139H255L254 137H253V132H251L252 133V135L249 133V131L251 130V131H253L252 129H246V128H242ZM26 128V129H25ZM32 128V129H31ZM183 128H185V126L183 127ZM189 128H187V129H185V130H187V131H183V135L185 136V133H191L192 132V130H190ZM196 127H194V129H195ZM204 128V129H203ZM208 128V129H207ZM212 130H211V129ZM221 128V129H222ZM226 128H227V126H226ZM233 128V127H232ZM149 129H153L152 128V126H150L149 127ZM149 129H148V135H149V133H151V132H149ZM198 129V128H197ZM210 129V130H209ZM219 129V128H218ZM245 129V130H244ZM32 130V131H31ZM203 130H204V132H203ZM206 130V131H205ZM215 130V131H214ZM231 131V133H230V131ZM244 130V131H243ZM106 131V130H105ZM155 131V130H154ZM210 131V132H209ZM21 132V131H20ZM29 132H30V134H29ZM155 132H158V130H156ZM160 132V131H159ZM165 132V131H164ZM214 132V133H213ZM248 132V133H247ZM21 133H23V132H21ZM47 133V131L45 132V134H43V135H46L47 136V139H45V138H43V135L40 137V139H42V140H44L43 141V145L41 144V146L43 147V149H47L48 147H50L51 146V143H50V139H48V133ZM152 133H154V132H152ZM152 133L148 136V139H151V137H152ZM160 133H162L161 134V136L162 135H164V133L163 132H160ZM202 133V134H201ZM211 133H213V134H211ZM241 133V134H240ZM33 134V135H32ZM157 133H154V135H156ZM209 134V135H208ZM215 134V135H214ZM224 134H226V133H224ZM234 134H235V136H234ZM236 134H238V136L236 135ZM255 134V133H254ZM20 135H22V134H20ZM160 135V134H159ZM159 135H156V136H154V137H157V138H159ZM165 135H166V132H165ZM199 135H201V136H199ZM212 135V137H210ZM218 135H220L219 137H217L216 138V136H218ZM227 135V134H226ZM241 135V136H240ZM243 135H245V136H243ZM36 136V137H35ZM176 136H179V135H176ZM187 136V135H186ZM197 136V137H196ZM208 136V137H207ZM207 138V140H206V138ZM233 137V138H232ZM125 138V139H124ZM161 138V137H160ZM159 138V139H160ZM193 138V139H194ZM210 138V139H209ZM219 138V139H218ZM244 139V141L245 142H249V143H245L244 141V143L245 144H247V146L246 145H244V147L242 148V147H240V143H238L239 142V139L241 140V139ZM124 141H122L123 142V146L125 147L124 148V151L126 152H130V149L131 148H133V147H131L132 145L130 144V140L129 139H127L126 137H123L122 138ZM155 138H153L152 140H154ZM177 139V141H178V139H179V137L178 138H176ZM175 139V140H176ZM230 139L228 140L229 142L228 143H230L231 141H230ZM233 139V140H232ZM248 140V141H246V140ZM47 140V141H46ZM162 140V139H161ZM214 140V141H213ZM225 140V139H224ZM258 140V139H257ZM148 141H150V143H151V140H148ZM163 142H164V139L162 140ZM217 141H219V142H217ZM259 141V140H258ZM45 142V143H44ZM162 142V143H163ZM200 142V140L198 141V143ZM210 142H212V143H210ZM224 142V141H223ZM150 143H148L149 145H150V147H152V145L154 146V145H156V143L155 144H150ZM173 143H171V144H173ZM202 144H200L201 146H203L204 144L203 143H205L204 141H202L201 142ZM205 143V144H206ZM215 143V144H214ZM225 143H227V140H225ZM251 143V144H250ZM46 144V145H45ZM94 144V143H93ZM174 144H173V146H174ZM211 144H213V146L211 145ZM219 144H220V146H219ZM235 144V145H234ZM258 144L260 145V142H258ZM35 145V144H34ZM95 145V144H94ZM93 145V146H94ZM129 145H130V147L131 148H127V147H129ZM159 145V144H158ZM158 145H156L157 147H158ZM163 145V144H162ZM179 145V144H178ZM211 145V146H210ZM227 145V144H226ZM236 145H238V146H236ZM254 147L253 148V150L251 149V147L252 146ZM255 145H256V139H255ZM156 146H154V148L156 147ZM200 146V147H201ZM219 146V147H218ZM249 146V147H248ZM251 146V147H250ZM258 146V145H257ZM261 146V145H260ZM260 146H258L259 148H260ZM95 148H98L96 145L94 146ZM157 147L154 149L155 151L157 150ZM163 147V146H162ZM182 146H180V148H181ZM212 147V148H211ZM263 149H264V147L263 146H261ZM206 148V147H205ZM204 148V149H205ZM210 148H211V150H210ZM251 149L252 151H254L255 153H256V150H257V153L259 152V154H257L256 155V157L254 156H252L253 154L251 153V152H248V150L247 149ZM255 148H256V150H255ZM262 148H260V149H262ZM161 149H163V148H161ZM172 149H173V147H172ZM224 149V148H223ZM247 151H246V150ZM48 150V149H47ZM158 150H159V148H158ZM185 150V149H184ZM207 150V151H208ZM244 150H245V152H244ZM162 151V150H161ZM161 151H159L160 153H162ZM215 151V150H214ZM214 151L212 152L213 154H214ZM221 151V150H220ZM225 151V150H224ZM243 151V152H242ZM262 151V152H261ZM131 152H132V150H131ZM130 152V153H131ZM156 152H158V151H156ZM159 152H158V154H159ZM183 152V153H182ZM216 152V151H215ZM232 152V153H231ZM164 153V152H163ZM163 153H162V155H163ZM185 153H186V151H185ZM211 153V154H212ZM226 153V152H225ZM255 153H254V155H255ZM126 156H127V154L126 153H124ZM178 154H180V157L178 156ZM186 154H188V153H186ZM234 154V155H233ZM247 154H250V155H248L247 156ZM98 155H100V159H99V162H102V161H104V154L102 153V152H99L98 153ZM129 155V154H128ZM141 155V154H140ZM161 155V154H160ZM197 155H200L199 153L197 154ZM261 155H264V154H261ZM152 156V155H151ZM177 156H178V158H177ZM187 156V155H186ZM210 156H212V155H210ZM259 156V157H258ZM163 157V158H164ZM197 157V156H196ZM199 157H201V156H199ZM199 157H197V158H199ZM252 157V158H251ZM140 158H143L142 156H140ZM152 158H153V156H152ZM182 158H184V157H182ZM211 158V157H210ZM253 158H258L257 160L258 161H256V163L255 162H253ZM149 159H150V155H149ZM165 159H163V161L165 160ZM180 159V160H179ZM209 159V157H207V160ZM211 159H213V158H211ZM253 159V160H252ZM27 160V159H26ZM151 160V159H150ZM149 160V161H150ZM28 163H30L31 165L32 164H34L33 163V161L31 162L30 161V158H28ZM144 161V160H143ZM142 161V164H145V161L143 162ZM154 161V160H153ZM155 161H157V160H155ZM154 161V162H155ZM180 161V162H179ZM150 162H152V160L150 161ZM161 162V161H160ZM160 162H157V163H159L160 164ZM165 162H167V161H165ZM258 162H259V164L260 165H257L258 164ZM162 163H164V162H162ZM161 163V164H162ZM168 163V162H167ZM224 163H225V161H224ZM224 163H222V164H224ZM240 163V164H239ZM153 164H155V163H152V165ZM158 164V165H159ZM160 164V166L162 167V165ZM165 164V163H164ZM177 164H176V166H177ZM254 164V165H253ZM29 164H27V166H28ZM156 165V168H157V164H155ZM255 165H257V166H255ZM263 167H262V166ZM87 165H85V167H84V169L82 168V169H80V172L81 173H83V172H86L85 173V175H89L90 174V172L89 171H87L88 169H89V167L90 166H87ZM166 166V165H165ZM168 166H170V167H172L171 166V164L170 165H168ZM248 166L250 167V168H248ZM260 166H261V168H260ZM30 167V166H29ZM28 167V170L29 169H31V167L29 168ZM98 167H100L101 169H100V171H98V173H95V176L94 177H96V176H98L97 177V179H95V180H92V183H93V185L91 186V183L89 182V181H86L84 178H85V175L84 176H82V177H78L77 178V174L75 175V174H71V176H68V178H66L65 177V174H64V176L62 177V178H56L57 176H59V174L57 173V176H50L49 178H47V179H45L46 177H47V175L46 176H43L42 177V175H41V177H37L36 179H35V184L37 185V186H40V188L42 189V188H44V187H47L48 186V181H50V182H52V184L55 186V188L54 189H56V191L58 192V193H63V192H66L67 190H69V191H67L68 193H71V191H72V193L73 194H79V195H83V196H86L87 198H88V196L89 195H91V193L93 194H100L99 192H97V190L96 189H98V190H100L101 189V187H102V189H103V186H105V190L103 189V191H102V198H100L101 197V195H99L97 198H94L95 196H93V195H91V196H89L90 198H88L87 200V202L89 203V205L91 204V206L92 207H90V209L92 210V208H93V210L94 211H98L99 213H101L102 212V210L104 209L103 208V205L104 204H102V203H105V205L104 206H108V205H111V207L112 208H109V210L110 209H115L116 207H114L115 205L113 204L114 203V201H112L113 203H111V201H109V199H110V197L109 196H111V198L112 197H114L113 196V194L110 192V194H109V191L111 190L112 191V189L110 188L111 187V185L110 186H107V184H109V182H108V179H107V176H106V173H107V168H105V166L103 165V166H101V164L98 166ZM154 167V166H153ZM153 167H151L150 168V165H149V168H150V170L151 171H153V170H156V172H157V169H154ZM207 167L208 168H210L211 166L210 165H207ZM232 167H234V166H232ZM258 167V168H257ZM26 168V167H25ZM24 168V169H25ZM165 167H163L162 168V170L164 169ZM167 168V167H166ZM169 168V167H168ZM153 169V170H152ZM172 169V168H171ZM174 169V168H173ZM161 169H159V171H160ZM161 170V171H162ZM178 170H181L180 168L178 169ZM177 169L175 170V172H177L178 171ZM194 170V169H193ZM206 170H208L207 168H206ZM205 170V171H206ZM247 170H250V171H247ZM261 170V171H260ZM25 171H27V168H26V170ZM83 171V172H82ZM151 171H149V172H151ZM159 171L157 172L158 174H159ZM164 171H165V169H164ZM252 171V172H251ZM80 172H78V173H80ZM155 172V171H154ZM154 172H152V173H154ZM166 172H169L168 170L166 171ZM165 172V173H166ZM171 172H172V170H171ZM174 172V171H173ZM182 172V171H181ZM181 172H178V173H181ZM217 172V171H216ZM229 172V173H230ZM264 172V171H263ZM151 173V174H152ZM228 173V172H227ZM228 173V174H229ZM238 173H241V175L240 176H237V174ZM46 174V173H45ZM157 174V177L160 175H158ZM172 174V175H171ZM211 173H210V169H209V175H210ZM228 174H226V173H223V175L224 176H226V175H228ZM259 174V175H258ZM171 175V176H170ZM211 175H213V174H211ZM231 175V174H230ZM229 175V176H230ZM239 175V174H238ZM258 175V176H257ZM62 176V175H61ZM102 176V177H101ZM152 176H155L156 177V174L155 175H152ZM163 176H165V177H163ZM219 178H218V177ZM238 177V178H236V177ZM260 176V177H259ZM73 177V178H72ZM101 179H100V178ZM175 177H177V178H179L180 177V179H177V178H175ZM184 178L185 177H187V174H186V176H183ZM182 177V179H184ZM214 177H216V178H214ZM240 177V178H239ZM67 179L66 181H63L64 179ZM100 180H99V179ZM160 178H159V180H160ZM193 178V177H192ZM202 178V177H201ZM259 178H260V180H259ZM152 179V178H151ZM171 179L173 180V181H171ZM203 179V178H202ZM215 179V180H214ZM219 179V180H218ZM233 179H234V181H233ZM238 181H237V180ZM241 179V180H240ZM246 179V180H245ZM167 180V181H166ZM176 180V181H175ZM213 180H214V182H213ZM220 180H222V183H220L221 181ZM98 181V182H97ZM153 181V180H152ZM180 181H183L184 182V184H182L183 182H181L180 183ZM198 181H200V180H197V182ZM210 181V182H211ZM217 181V182H216ZM160 182H162V181H160ZM235 182V183H234ZM238 182V183H237ZM258 182H262L263 184H262V186H261V183H258ZM153 183H154V181H153ZM203 183V182H202ZM239 184V185H238ZM260 184V185H259ZM184 185V186H183ZM193 185V184H192ZM232 185H234V186H232ZM247 185V186H246ZM254 185H255V188H254ZM36 186V187H37ZM94 186V187H93ZM227 186H229V187H227ZM260 186V187H259ZM163 187L164 188H166V189H164L163 190ZM185 187H187V188H185ZM194 188V189H196V191L194 190V191H192V189L191 188ZM243 187V188H242ZM247 188V190H245L246 188ZM249 187L252 189L253 188V192H252V190H250L249 192H251L253 195H254V197L252 196L251 197V194L249 195V197H251L250 199H247V197H245L244 195L246 194V192H248V189H249ZM257 187H259V188H257ZM262 187V188H261ZM69 188H71V189H69ZM106 188H107V190H106ZM136 188V187H135ZM162 188V189H161ZM209 190H208V189ZM245 188V189H244ZM160 189V190H159ZM210 189H211V191H210ZM242 189H244V190H242ZM257 189V190H256ZM94 190H95V192H94ZM168 190V191H167ZM263 192H262V191ZM213 191H219V195L220 196H222L223 197V201L220 199V196L218 197L217 195H215L216 194V192H213ZM258 191L260 192V193H262V194H260V193H258ZM106 192H108V196L106 195ZM116 192V191H115ZM203 192V193H202ZM212 192V193H211ZM243 192H245V193H243ZM90 193V194H89ZM120 193V192H119ZM208 193H209V196L210 195H212L211 197H213V195L214 196H217V197H214V198H212L211 199V197H209L208 196ZM89 194V195H88ZM117 194V193H116ZM135 194V195H136ZM257 194V195H256ZM88 195V196H87ZM105 195V196H104ZM115 195V194H114ZM118 196H124L123 194L122 195H119V194H117ZM116 195V196H117ZM125 197H129L126 193H125ZM260 195V196H259ZM45 194H44V197L43 198H45ZM93 196V197H92ZM97 196V195H96ZM106 196H107V198H106ZM117 196V197H118ZM203 196V195H202ZM256 196V197H255ZM257 196H258V198H257ZM109 197V198H108ZM125 197H124V199H125ZM248 197V198H249ZM42 198V196L39 198V200L37 201V203H36V205H35V207L34 208H36V209H34V210H37V211H34L33 210V212H34V214L36 213L37 215V217L39 218L38 220L40 221V225H41V223H42V226H43V229L44 230H46V227L48 228V226L51 228V227H53L52 225H57L56 223H58L57 221L61 218V217H63V218H61L62 220H65V219H69L68 218V216H67V218H66V215L65 216H63L62 215V213L60 212L61 210H59V211H57L56 210V212H53V210H51V208L49 207V205H48V202L46 201L47 199L45 198V200L44 199H41ZM103 198H105V199H103ZM139 198V199H138ZM198 198V199H197ZM200 198H202V197H200ZM208 198V199H207ZM215 198H219V199H217L215 202H217L218 200H219V202H220V204L222 205H220L221 206V210H222V208H225V209H227L229 206H231V209L229 210H225V209H223L224 210V212H221L220 213V206H219V204H215V202L213 203V201H214V199ZM257 198V199H256ZM100 199V200H99ZM112 199H115V198H112ZM121 199H123V198H120L119 197V199H117V200H119V201H122L123 202V200H121ZM127 200H128V198H126ZM206 199V200H205ZM226 199V200H225ZM254 199L255 200H257V202H255L254 201ZM97 202H99V203H97ZM101 200H103V201H101ZM116 200V199H115ZM131 200H132V198H131ZM199 200V201H198ZM203 200V201H202ZM209 200L211 201V202H209ZM111 203H109V202ZM129 202H130V198H129V200H128ZM200 201L202 202L201 204H204L205 205V202L207 201V205H210V206H208V208H206V205L204 206L203 205V208H202V206H201V204H200ZM205 201V202H204ZM222 201V202H221ZM224 201H226L227 202V204H226V206L224 205L225 204V202ZM252 201H254L256 204L254 205V203L252 202ZM107 202V203H106ZM115 202H117V201H115ZM133 202V201H132ZM131 202V203H132ZM199 202V203H198ZM224 202V203H223ZM259 202V203H258ZM138 203H139V205H138ZM210 203V204H209ZM223 203V204H222ZM100 204L102 205L101 207H102V210H100L99 209V206H100ZM113 204V205H112ZM117 204H119V203H117ZM212 204V205H211ZM228 204H229V206H228ZM252 204H253V206H252ZM48 205V206H47ZM119 205H121V204H119ZM118 205V206H119ZM187 205V206H186ZM190 205V206H189ZM215 205H218L217 207L215 206ZM256 205H258V207L256 206ZM123 206V205H122ZM121 206V208H124V206L122 207ZM186 206V209H184V207ZM189 206V207H188ZM191 206H193L195 209H197V210H194L193 208H191ZM200 206V207H199ZM225 206V207H224ZM242 206V207H241ZM260 206H262V208H260L261 210H259V209H257V208H259ZM48 207H49V210H51V213L48 211ZM98 207V208H97ZM105 207V209L104 210H106V209H108V207L106 208ZM114 207V208H113ZM132 207V208H133ZM187 207L188 208H191V209H193L194 210V213H195V211H197L196 212V214L201 218H199L197 215V217L199 218V220L197 221H191L192 220V213H190L189 214V212H192V210L190 209V211H187L188 212V214H189V217H191V219L190 218H188L187 217V215L185 214L184 215V213L183 212H186L185 210H188L187 209ZM197 207V208H196ZM206 209H205V208ZM210 207V208H209ZM241 207V208H240ZM255 208V209H251V208ZM96 210H95V209ZM126 208V207H125ZM124 208V209H125ZM183 208V209H182ZM200 208V209H199ZM219 208V209H218ZM233 208V209H232ZM243 208V209H242ZM245 208V209H244ZM89 209V211H91ZM117 209H118V207H117ZM116 209V210H117ZM239 209V210H238ZM14 213H12L11 211H13V208L12 209H8V210H4V209H2V207L0 206V228H1V226H5V225H7V224H11V221H12V218L13 219H18V217H19V215H22V214H20L21 212H17L18 210L16 209V208H14ZM103 210V211H104ZM184 210V211H183ZM207 210V211H206ZM208 210H209V212H208ZM220 210V211H219ZM241 210V211H240ZM245 210V211H244ZM255 210V211H254ZM256 210H259L258 212L256 211ZM200 211V212H199ZM219 211V212H218ZM228 211V212H227ZM93 212V211H92ZM206 212V213H205ZM208 212V213H207ZM257 212V213H256ZM12 213V214H11ZM61 213V214H60ZM217 213V214H216ZM223 213H224V215H223ZM253 213V214H254ZM203 214V215H204ZM220 214V215H219ZM7 215H9L8 217H6ZM194 215V214H193ZM204 215V216H205ZM263 215V216H262ZM58 216L60 217V218H58ZM121 216H123L122 214H121ZM134 216V217H135ZM186 216V217H185ZM17 217V218H16ZM143 217V216H142ZM194 217V216H193ZM197 217L195 218V219H197ZM221 217H219V218H221ZM262 217H263V219H262ZM19 218H21V217H19ZM49 218V219H48ZM56 218H58V219H56ZM131 218V217H130ZM232 218V217H231ZM52 220V222H51V220ZM61 219L59 220V221H61ZM233 219V218H232ZM50 220V221H49ZM67 220L66 221H64V222H67ZM137 220V219H136ZM194 220V219H193ZM230 219H226V221H222L221 223H222V225H223V222H228ZM49 221V222H48ZM53 221H56V223L54 224V222ZM83 220L81 219V223H83L82 222ZM123 221H126V219L125 220H123ZM190 221V223H188ZM218 221V223H216ZM232 221V220H231ZM230 221V222H231ZM51 222V223H50ZM63 222V223H64ZM141 223H142V221H140ZM192 222H194V224H192ZM195 222H198L197 224L195 223ZM61 223H62V221H61ZM211 223L214 225V223H216L217 225H216V227L217 228H215V226L213 227V225H212V227H211ZM224 223V224H225ZM9 224V225H10ZM65 224V223H64ZM80 224V223H79ZM146 224V225H145ZM172 224V223H171ZM189 224V225H188ZM196 224V225H195ZM8 225V226H9ZM12 225V224H11ZM16 225V224H15ZM63 225V224H62ZM81 225V224H80ZM137 225H139V224H136V225H134V227L135 228H137L138 229V226ZM188 225V226H187ZM193 225V226H192ZM42 226H41V229H42ZM186 226V227H185ZM190 226H192V227H190ZM203 226H202V228H203ZM226 226V227H225ZM225 231H229L230 232V230L229 229H231V228H235V226H232L231 228L229 227L230 226V224H229V222L228 223H226L225 224ZM227 226H228V228H227ZM2 227V228H3ZM174 227V226H173ZM199 227V226H198ZM148 228H146V229H148ZM169 228V229H170ZM181 228V227H180ZM185 228V229H184ZM192 228V229H191ZM208 228V229H209ZM237 228V227H236ZM42 229V230H43ZM72 229V228H71ZM74 229V228H73ZM72 229V230H73ZM88 226H87V224H85V222L82 224V226H81V228H80V230H79V232H77L76 234H80V233H83V237H84V235H86V233L88 232ZM173 229L174 228H172L171 230L173 231ZM175 229H176V227H175ZM174 229V230H175ZM191 229V230H190ZM199 230L198 231H200V228H198ZM240 229V228H239ZM238 229V230H239ZM87 230V231H86ZM92 230H94V229H92ZM96 230V229H95ZM94 230V231H95ZM192 230V231H193ZM238 230H234L235 232H236V234H238V235H240L239 233L241 232L240 230H239V233H238ZM71 231V230H70ZM85 232V234H84V232ZM171 231V232H172ZM177 231H178V229H177ZM180 231V230H179ZM178 231V232H179ZM191 231V232H192ZM197 231V232H198ZM204 231V230H203ZM202 231V232H203ZM206 232H207V230H205ZM209 231H208V233H209ZM222 232H220L219 231V233L217 232V234H218V236L220 235V237L222 236V238L223 237H225L226 238V236L228 235V234H233L234 232H233V230H232V232L231 233H226L227 235H225L224 233V228L221 230ZM165 232H167V231H165ZM175 232H176V230H175ZM182 232V231H181ZM183 232V233H184ZM196 232V231H195ZM195 232H194V234H195ZM196 232V234H198ZM215 232V233H216ZM149 233H151V232H149ZM164 233V232H163ZM168 233V232H167ZM180 233V232H179ZM215 233H213V234H215ZM88 234V233H87ZM169 234V233H168ZM171 234V233H170ZM170 234L169 235H167L168 237L170 236ZM176 234V233H175ZM192 235H193V233H191ZM204 234V233H203ZM206 234V233H205ZM203 235V236H205V237H207L208 235L210 236H208L209 238H211V235L210 234H206V235ZM217 234H215V235H217ZM243 234V233H242ZM81 235V234H80ZM163 236H164V234H162ZM176 235H178V234H176ZM180 235H182V234H180ZM184 235V234H183ZM199 235V234H198ZM202 235V234H201ZM200 235V238L202 237ZM215 235H212V237L214 236V237H218V236H215ZM225 235V236H224ZM238 235H235V234H233L232 236H233V239L231 238L230 240H231V243L233 242V244H235L234 242H237L236 243V246L235 245H233L232 244V246H234L235 248H237V245L239 244L238 243V241H236L237 240V238H238ZM88 236V235H87ZM155 236H157L156 238H155ZM161 236V235H160ZM172 236H173V234H172ZM196 236V235H195ZM234 236H235V238H234ZM237 236V237H236ZM241 236V235H240ZM239 236V238H240V240H241V243H242V245H245V247H247L246 246V243L247 242H249L248 241V239H247V241H246V238L244 237V235L243 236H241L240 237ZM80 237H82V236H80ZM151 236H149L148 238H150ZM167 237V238H168ZM175 237V236H174ZM176 237H179V236H176ZM180 237H182V236H180ZM179 237V238H180ZM191 237V236H190ZM207 237V240L209 241H211V239H209ZM85 239H87L88 237H84ZM148 238H147V236L145 237V239H146V247H148L147 246V243H148ZM152 238V237H151ZM150 238V239H151ZM184 238H186V239H188V240H190V238L188 237H183V239ZM196 238V237H195ZM199 238V239H200ZM203 238V237H202ZM224 238V239H225ZM106 239H107V237H106ZM109 240H111V241H109V245L111 246V245H113V246H111V247H114V246H117V248L119 249V247H128V248H130L129 247V244L130 243H127L128 245L127 246H125L126 244L124 243V241H122V240H120V241H122V242H120L118 239L117 240H112L110 237L108 238ZM108 239L106 240V242L108 241ZM149 239V242L151 241H153V239H151L150 240ZM166 239V238H165ZM193 239V238H192ZM197 239V238H196ZM199 239H197V241L199 240ZM206 238H204V240H205ZM234 239H236L235 241H233ZM178 240H180V241H182V239L180 238V239H178ZM177 240V241H178ZM195 242H196V240L195 239H193ZM193 240H190V241H193ZM204 240H202L203 242H204ZM206 240V241H207ZM227 240H228V242L230 241L229 239H228V237H227ZM239 240V241H240ZM155 241H157V240H155ZM155 241H153L151 244H155ZM162 241H161V243H162ZM171 241H174L173 239L171 240ZM183 241H185V239L183 240ZM190 241H188L189 243L188 244H191V243H194V242H190ZM200 242H201V239L199 240ZM198 241V242H199ZM212 241H213V239H212ZM211 241V242H212ZM215 241V240H214ZM245 241V242H244ZM187 242V241H186ZM108 243V242H107ZM106 243V244H107ZM157 243V242H156ZM169 243H171V242H169ZM168 242L166 243V245L164 244V247L165 246H169V245H167V244H169ZM197 243V242H196ZM149 244V243H148ZM151 244H149V245H151ZM153 244V245H154ZM202 243H198L197 244V246H198V248H201L199 245H201ZM205 245H206V243H204ZM133 245V243L131 244V246ZM153 245H151L150 247H148V249H152L153 247H155V246H157L156 244L153 246ZM163 245V244H162ZM203 245V244H202ZM201 245V246H202ZM248 245V244H247ZM134 246V248L135 247H138L137 245H133ZM240 246V245H239ZM22 250H24V254H26V253H28V252H30V246H28V244H22ZM158 247V246H157ZM157 247H155V248H157ZM171 247H172V245H171ZM175 247V246H174ZM177 247V246H176ZM182 247V246H181ZM180 247V250H182L183 251V247L181 248ZM244 247V248H245ZM28 248V249H27ZM154 248V249H155ZM166 248V250H167V248H170V247H165ZM178 248V247H177ZM203 249H204V245H203V247H202ZM241 248H243L242 246H241ZM121 249H123V248H121ZM120 249V250H121ZM139 249H141L140 247H139ZM139 249H133V251H135V252H133L134 254V256H135V254H136V257H134L133 256V258H134V260H135V262L137 261V259H138V261L137 262H139V264H142V262L141 261H143L144 263H146V260L144 259L145 258V256H144V254H145V250L144 249H141V250H139ZM150 249V250H151ZM154 249H152L154 252H155V250ZM170 249H173L174 250V248H170ZM202 249V250H203ZM143 250H144V252H143ZM149 250V252H151ZM169 250V249H168ZM173 250H171L172 252H173ZM175 250H177V249H175ZM180 250H178V252L180 251ZM205 250V249H204ZM215 250L216 249H214V252H215ZM153 251L151 252L152 254L151 255H156V254H154L153 253ZM170 251V252H171ZM168 252V251H167ZM169 252V253H170ZM144 253V254H143ZM156 253H157V251H156ZM23 254V256L24 257H26V255H24ZM29 254V253H28ZM157 254H159L160 255V252L158 251V253ZM138 255H141V256H138ZM144 257H143V256ZM159 255H157V258H156V261L158 260V261H160L161 260V258L159 257ZM29 256V255H28ZM27 256V257H28ZM152 256V259H151V261H149V263L148 264H150V262L152 263V262H154L153 261V258L155 259V256L153 257ZM161 256V255H160ZM159 257V258H158ZM144 259V260H143Z\"/></svg>","mask_w":264,"mask_h":264}]
</instances>
